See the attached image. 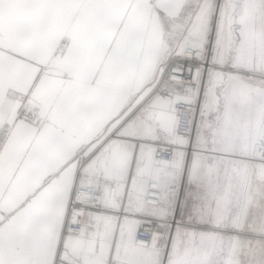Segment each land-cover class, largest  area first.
<instances>
[{"label": "snow or ice", "instance_id": "snow-or-ice-1", "mask_svg": "<svg viewBox=\"0 0 264 264\" xmlns=\"http://www.w3.org/2000/svg\"><path fill=\"white\" fill-rule=\"evenodd\" d=\"M0 264H264V0H0Z\"/></svg>", "mask_w": 264, "mask_h": 264}]
</instances>
